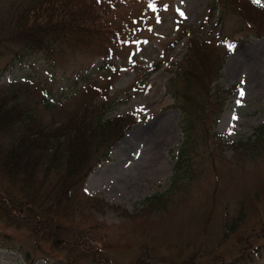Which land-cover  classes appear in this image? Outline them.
Listing matches in <instances>:
<instances>
[{
	"label": "rangeland",
	"instance_id": "1",
	"mask_svg": "<svg viewBox=\"0 0 264 264\" xmlns=\"http://www.w3.org/2000/svg\"><path fill=\"white\" fill-rule=\"evenodd\" d=\"M111 1L96 13L113 24L103 40L51 59H0V96L45 123L93 103L85 88L106 117L136 115L54 224L0 174V264H264V18L241 14L264 0ZM196 41L218 72L201 80L211 83V118L201 126L193 112L192 155L172 184L184 140L172 80Z\"/></svg>",
	"mask_w": 264,
	"mask_h": 264
},
{
	"label": "trees",
	"instance_id": "2",
	"mask_svg": "<svg viewBox=\"0 0 264 264\" xmlns=\"http://www.w3.org/2000/svg\"><path fill=\"white\" fill-rule=\"evenodd\" d=\"M109 2L112 1L0 0V59L20 61L36 53L51 59L56 54L72 49L81 51L82 47L103 40V35L110 32L113 24L108 26L105 22H99L96 13L101 4L110 8ZM241 8L247 22H253L259 16L264 18L262 6L256 8L247 1ZM115 25L118 27L113 29V33L116 32L118 38L115 40L119 42L126 24L117 19ZM257 36L262 37L260 34ZM205 45L206 42L196 41L187 48L172 80L184 137L172 184L178 181L181 166L192 155L196 124L193 112L201 114L196 116L201 126L211 118V83L201 80L218 72L215 70V60L210 58ZM88 94L92 95L93 103L86 100L65 119L59 122L51 120L49 123H45L37 112L32 113L14 95L4 93L0 96V174L12 187L33 199L29 202L37 203L39 211L35 216L44 219V225L56 222V213L71 202L72 196L80 198L88 175L96 165L108 161L112 144L123 135L124 127L126 130L136 116L131 113L108 118L102 109L106 102L98 101L94 89L81 91V95ZM42 104L46 108L54 107L45 100H42ZM203 129L206 130V126ZM104 131H109L106 140L103 138ZM157 199L155 195L147 202ZM98 201L109 208L115 207L103 200ZM11 203L15 205L14 201ZM14 211L18 212L16 209ZM233 228L234 224L229 229ZM242 256L243 252L238 259Z\"/></svg>",
	"mask_w": 264,
	"mask_h": 264
},
{
	"label": "snow or ice",
	"instance_id": "3",
	"mask_svg": "<svg viewBox=\"0 0 264 264\" xmlns=\"http://www.w3.org/2000/svg\"><path fill=\"white\" fill-rule=\"evenodd\" d=\"M254 2H259V0H254ZM180 15L183 16L184 14L181 12ZM240 94L241 96H243L244 93L241 91ZM233 119H236V117L234 116Z\"/></svg>",
	"mask_w": 264,
	"mask_h": 264
}]
</instances>
